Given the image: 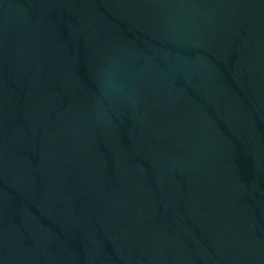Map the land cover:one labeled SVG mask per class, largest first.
Instances as JSON below:
<instances>
[{
    "label": "water",
    "instance_id": "obj_1",
    "mask_svg": "<svg viewBox=\"0 0 264 264\" xmlns=\"http://www.w3.org/2000/svg\"><path fill=\"white\" fill-rule=\"evenodd\" d=\"M0 264H264V0H0Z\"/></svg>",
    "mask_w": 264,
    "mask_h": 264
}]
</instances>
